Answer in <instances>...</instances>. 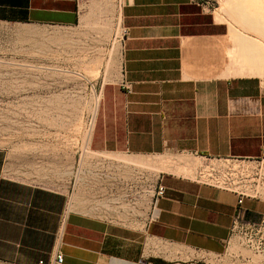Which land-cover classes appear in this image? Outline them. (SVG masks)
<instances>
[{
    "label": "crops",
    "instance_id": "crops-1",
    "mask_svg": "<svg viewBox=\"0 0 264 264\" xmlns=\"http://www.w3.org/2000/svg\"><path fill=\"white\" fill-rule=\"evenodd\" d=\"M16 24L32 61L46 38L53 60L66 38L75 60L82 38L118 26V65L89 147L168 162H148L144 181L104 168L85 209L63 190L7 176L0 156V261L214 264L235 236L238 199L247 220L264 214V0H0V36Z\"/></svg>",
    "mask_w": 264,
    "mask_h": 264
},
{
    "label": "rangeland",
    "instance_id": "rangeland-1",
    "mask_svg": "<svg viewBox=\"0 0 264 264\" xmlns=\"http://www.w3.org/2000/svg\"><path fill=\"white\" fill-rule=\"evenodd\" d=\"M117 12L114 6L113 22ZM25 27L10 25L0 36V156L7 176L63 190L71 204L75 198L86 209L88 185L95 174L103 179L104 168H127L129 178L144 181L142 168L148 162H168L166 156L107 153L89 147L101 87L118 65V26H113L111 36L82 38L75 60L67 38L60 49L64 54L53 60L57 48L46 38L43 60L33 61L25 56ZM40 28L51 34L67 33L56 27ZM234 235L214 264H264V234Z\"/></svg>",
    "mask_w": 264,
    "mask_h": 264
},
{
    "label": "built area",
    "instance_id": "built-area-1",
    "mask_svg": "<svg viewBox=\"0 0 264 264\" xmlns=\"http://www.w3.org/2000/svg\"><path fill=\"white\" fill-rule=\"evenodd\" d=\"M264 151V146H263ZM164 187L159 185L155 192V198L163 195ZM242 195V194H241ZM242 197L237 201V204L234 208L231 220V233H239L242 235H253V234H264V214H261L257 220H247L245 218L244 209L241 206ZM64 256L62 253H59L56 257L57 263H62Z\"/></svg>",
    "mask_w": 264,
    "mask_h": 264
}]
</instances>
